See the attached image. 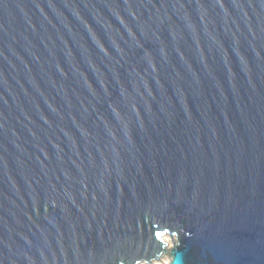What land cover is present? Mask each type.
<instances>
[{"label":"water","instance_id":"obj_1","mask_svg":"<svg viewBox=\"0 0 264 264\" xmlns=\"http://www.w3.org/2000/svg\"><path fill=\"white\" fill-rule=\"evenodd\" d=\"M264 264V0H0V264Z\"/></svg>","mask_w":264,"mask_h":264},{"label":"rangeland","instance_id":"obj_2","mask_svg":"<svg viewBox=\"0 0 264 264\" xmlns=\"http://www.w3.org/2000/svg\"><path fill=\"white\" fill-rule=\"evenodd\" d=\"M170 260L169 253L166 251L164 254L160 256V258L156 261H153L152 263H138V264H168Z\"/></svg>","mask_w":264,"mask_h":264}]
</instances>
